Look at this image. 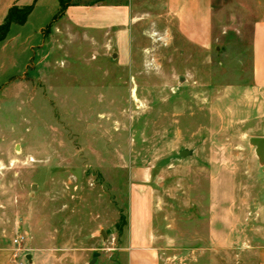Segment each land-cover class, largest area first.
I'll list each match as a JSON object with an SVG mask.
<instances>
[{
    "label": "rangeland",
    "instance_id": "obj_1",
    "mask_svg": "<svg viewBox=\"0 0 264 264\" xmlns=\"http://www.w3.org/2000/svg\"><path fill=\"white\" fill-rule=\"evenodd\" d=\"M91 1L37 6L23 30L34 47L0 66V264H131L143 250L155 264H264L250 143L264 136L252 78L264 0H212L205 44L159 1L139 0L124 37L117 19L66 14Z\"/></svg>",
    "mask_w": 264,
    "mask_h": 264
},
{
    "label": "crops",
    "instance_id": "obj_2",
    "mask_svg": "<svg viewBox=\"0 0 264 264\" xmlns=\"http://www.w3.org/2000/svg\"><path fill=\"white\" fill-rule=\"evenodd\" d=\"M35 0H0V23H2L13 5L24 6L33 3ZM160 2L164 4L167 17L172 20H178L180 23V29L182 34L193 43L205 44L209 40L211 31V18H212V0H151L152 3ZM53 3L58 12L60 8V0H36L33 11L28 17L25 24H13L6 39L0 41V66L4 63V59L10 58L11 63L15 61V51L34 47V44L30 42L31 33H26L24 36V28L28 25L32 14L37 6L44 3ZM73 0H70L72 4ZM139 0H117V6L107 5L114 2L108 0H96L91 1V4L87 2L81 6L69 5L66 14L72 15L75 11L79 10L83 13L82 19L92 26H106L110 19H117L122 25V30L119 35L124 37L128 35L126 24L130 23L134 19L135 12L137 10V3ZM142 2L150 3V0H142ZM163 13L154 14L150 11L146 12V18H154V15L160 16ZM52 15L51 17H53ZM119 43H124L121 39ZM26 45V47H24ZM3 61V62H2ZM252 78L253 83L260 88L264 89V20L258 21L255 24L252 36ZM0 67V75L4 73ZM139 220L142 217L139 216ZM133 228V229H132ZM133 230V231H132ZM132 239L134 241H141L142 243L149 244L151 240V229L148 226H141L136 223L131 225ZM143 250L140 257H134L131 264H155V262L144 261L146 255H150V258H155L154 252L151 254H144Z\"/></svg>",
    "mask_w": 264,
    "mask_h": 264
},
{
    "label": "trees",
    "instance_id": "obj_3",
    "mask_svg": "<svg viewBox=\"0 0 264 264\" xmlns=\"http://www.w3.org/2000/svg\"><path fill=\"white\" fill-rule=\"evenodd\" d=\"M36 1V0H35ZM35 1L31 4L19 6L13 5L4 21L0 23V41L6 39L13 24H25L28 20L29 15L33 11ZM70 3V0H60V6L65 8L67 4Z\"/></svg>",
    "mask_w": 264,
    "mask_h": 264
},
{
    "label": "water",
    "instance_id": "obj_4",
    "mask_svg": "<svg viewBox=\"0 0 264 264\" xmlns=\"http://www.w3.org/2000/svg\"><path fill=\"white\" fill-rule=\"evenodd\" d=\"M250 143L256 147V153L262 163H264V136H253L250 138ZM186 150L182 152V155L186 154ZM31 261V255L27 257Z\"/></svg>",
    "mask_w": 264,
    "mask_h": 264
},
{
    "label": "built area",
    "instance_id": "obj_5",
    "mask_svg": "<svg viewBox=\"0 0 264 264\" xmlns=\"http://www.w3.org/2000/svg\"><path fill=\"white\" fill-rule=\"evenodd\" d=\"M28 240V236L26 234L19 233L15 236L13 242H14V249H15V255L17 256L24 248L23 245Z\"/></svg>",
    "mask_w": 264,
    "mask_h": 264
}]
</instances>
